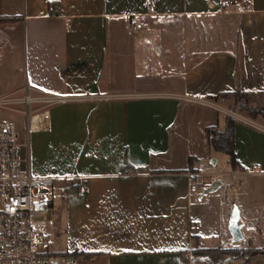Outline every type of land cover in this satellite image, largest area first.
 Returning <instances> with one entry per match:
<instances>
[{"label":"crops","instance_id":"obj_1","mask_svg":"<svg viewBox=\"0 0 264 264\" xmlns=\"http://www.w3.org/2000/svg\"><path fill=\"white\" fill-rule=\"evenodd\" d=\"M222 1L0 0V98L28 86L63 99L28 136L31 174L56 178L55 251L79 264H221L193 251L249 242L257 253L227 264H264V120L229 117L216 98L264 105V0ZM227 117L234 169L206 134ZM233 208L241 234L256 232L237 243Z\"/></svg>","mask_w":264,"mask_h":264},{"label":"built area","instance_id":"obj_2","mask_svg":"<svg viewBox=\"0 0 264 264\" xmlns=\"http://www.w3.org/2000/svg\"><path fill=\"white\" fill-rule=\"evenodd\" d=\"M236 4V0H223L220 7L226 9ZM151 5L147 2V6ZM142 27L139 18H129L131 33H138ZM22 92L20 98L13 95L0 98V110L26 116L23 134L14 124L0 120V264H79L78 256L60 253L51 247L55 221L47 215L53 211L56 178L35 176L29 169L28 136L33 130L34 118L41 117L49 106L63 99L28 86ZM16 105L24 106L25 111L13 109ZM31 106L35 108L30 110ZM231 117L240 120L235 115ZM243 121L253 125L248 120ZM203 170L204 165L196 163L188 176L194 179ZM252 172L260 173L261 168L256 166L246 174ZM130 173L131 170L127 171ZM82 190L81 185L79 191ZM190 190L194 192L195 187Z\"/></svg>","mask_w":264,"mask_h":264},{"label":"trees","instance_id":"obj_3","mask_svg":"<svg viewBox=\"0 0 264 264\" xmlns=\"http://www.w3.org/2000/svg\"><path fill=\"white\" fill-rule=\"evenodd\" d=\"M8 21H10L8 18H0V24ZM229 96H232L234 100L233 109L237 110L240 113L247 114V117L250 118L251 120H256L258 118L264 120V105H261L259 109H254L251 106H248L243 100L245 94L241 91H237L232 94H219L218 96H216V98L218 97L224 98ZM234 122L235 121L233 119L227 117L225 119L223 127H213L206 129V134L208 136L211 149L215 152H219L226 155L228 162L233 169L238 166V162L236 160L234 153V143H233ZM231 251L232 249L194 250L193 253H200L203 255L220 253L222 255H225L226 253ZM255 253L257 252L255 250H252L247 257L254 255ZM77 254L74 253V255ZM241 257L242 256H240L239 259H241ZM183 264H188L187 260H184Z\"/></svg>","mask_w":264,"mask_h":264},{"label":"rangeland","instance_id":"obj_4","mask_svg":"<svg viewBox=\"0 0 264 264\" xmlns=\"http://www.w3.org/2000/svg\"><path fill=\"white\" fill-rule=\"evenodd\" d=\"M220 99L224 100L225 105L227 107H229L228 108L229 110H226V113L228 114L229 117H231V115L232 116L235 115L237 117L240 115V116H245L246 118H248L247 114L240 113L237 110L233 109L234 100H233L232 96L224 97V98H220ZM243 100L245 101V103L248 106H251L254 109H259L261 106V102H262L261 97L258 98V101L256 103H254L253 100L248 99L246 96H244ZM12 108L16 109L18 111H25V109H26L24 106H21V105L12 106ZM34 108H35V106H31L30 110H33ZM31 116L32 115L29 116V119L31 118ZM248 119H250V118H248ZM258 119H260V118H258ZM0 120H4V121H7L9 123L14 124L19 131H25L26 116H24L23 114H20L17 112H12V111L0 110ZM248 121H250V120H248ZM223 158H225V157H223ZM208 166H210V165H208ZM54 204H55V206H58L60 204L59 192H57L54 195ZM47 217L51 218L54 221L56 220V215H55V212H53V211L50 212L47 215ZM254 234H256V232L253 231V229L251 230V228H248V226L245 224L243 231H242L243 237L246 238L248 235L253 236ZM52 240L54 241V237L52 238ZM257 240L258 239H255V244L257 243ZM51 247H52V249H56L59 251L63 250V247L61 246V244L59 245V244L53 243ZM221 247H223V246H221ZM222 249H224V248H222ZM251 251H252L251 244L249 242H242L236 248H233L231 252L226 253L224 256L227 257L228 260L234 261L236 259H239L240 256H242L241 257L242 259L247 257L249 255V253H251Z\"/></svg>","mask_w":264,"mask_h":264},{"label":"water","instance_id":"obj_5","mask_svg":"<svg viewBox=\"0 0 264 264\" xmlns=\"http://www.w3.org/2000/svg\"><path fill=\"white\" fill-rule=\"evenodd\" d=\"M229 233L234 243L242 241L243 237L241 234V226L239 225V215L236 208H233L228 226ZM228 259L223 261L221 264H227Z\"/></svg>","mask_w":264,"mask_h":264},{"label":"bare ground","instance_id":"obj_6","mask_svg":"<svg viewBox=\"0 0 264 264\" xmlns=\"http://www.w3.org/2000/svg\"><path fill=\"white\" fill-rule=\"evenodd\" d=\"M40 116L36 115L34 118V125H33V129L36 130L39 126V120H40Z\"/></svg>","mask_w":264,"mask_h":264}]
</instances>
